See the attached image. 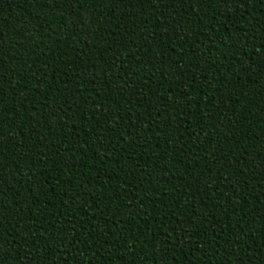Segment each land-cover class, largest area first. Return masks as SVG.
Listing matches in <instances>:
<instances>
[{
  "label": "trees",
  "instance_id": "16d2710c",
  "mask_svg": "<svg viewBox=\"0 0 264 264\" xmlns=\"http://www.w3.org/2000/svg\"><path fill=\"white\" fill-rule=\"evenodd\" d=\"M3 264H264V0H0Z\"/></svg>",
  "mask_w": 264,
  "mask_h": 264
},
{
  "label": "snow or ice",
  "instance_id": "6c2138e0",
  "mask_svg": "<svg viewBox=\"0 0 264 264\" xmlns=\"http://www.w3.org/2000/svg\"><path fill=\"white\" fill-rule=\"evenodd\" d=\"M0 264H3V261H2V259H0Z\"/></svg>",
  "mask_w": 264,
  "mask_h": 264
}]
</instances>
